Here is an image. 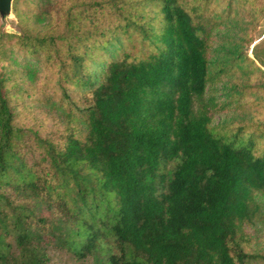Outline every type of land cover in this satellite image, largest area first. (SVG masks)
<instances>
[{"label": "trees", "instance_id": "obj_1", "mask_svg": "<svg viewBox=\"0 0 264 264\" xmlns=\"http://www.w3.org/2000/svg\"><path fill=\"white\" fill-rule=\"evenodd\" d=\"M261 12L14 0L0 264H264V54L242 50Z\"/></svg>", "mask_w": 264, "mask_h": 264}, {"label": "rangeland", "instance_id": "obj_2", "mask_svg": "<svg viewBox=\"0 0 264 264\" xmlns=\"http://www.w3.org/2000/svg\"><path fill=\"white\" fill-rule=\"evenodd\" d=\"M16 21H17L16 18L12 19V20H8L6 23L7 27L3 28V30L0 29V31L9 32L8 29L12 28L13 31L11 33H14L16 31ZM255 21H256L257 27L253 33V43L250 46H247L244 49H242L245 53H248L251 58H254L253 54H252V50L255 46L259 47L262 50V53L264 54V13L261 12L258 15H256ZM0 24H1V20H0ZM245 26H246V24H245ZM220 29L222 31L218 32L217 36L219 38L226 36L227 32L224 31L225 29L223 27ZM218 46H220V45H218ZM220 121L222 122V118L216 117L214 120V123L218 124V123H220ZM261 227H264V226H261Z\"/></svg>", "mask_w": 264, "mask_h": 264}, {"label": "water", "instance_id": "obj_3", "mask_svg": "<svg viewBox=\"0 0 264 264\" xmlns=\"http://www.w3.org/2000/svg\"><path fill=\"white\" fill-rule=\"evenodd\" d=\"M13 1L14 0H0V20L2 29L7 27V21L15 19L13 13ZM8 31L11 33L12 28H9Z\"/></svg>", "mask_w": 264, "mask_h": 264}]
</instances>
